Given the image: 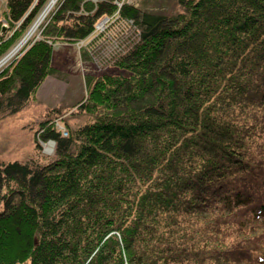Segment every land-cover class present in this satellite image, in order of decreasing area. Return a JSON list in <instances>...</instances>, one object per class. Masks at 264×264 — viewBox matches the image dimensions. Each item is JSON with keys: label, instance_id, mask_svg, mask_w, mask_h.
<instances>
[{"label": "trees", "instance_id": "trees-1", "mask_svg": "<svg viewBox=\"0 0 264 264\" xmlns=\"http://www.w3.org/2000/svg\"><path fill=\"white\" fill-rule=\"evenodd\" d=\"M115 1L59 0L1 74L0 108L26 105L58 74L53 43L84 41ZM176 1L123 4L138 42L122 74L87 78L88 120L63 134L45 117L52 158L0 164V264H264V0ZM48 2L6 0L0 57Z\"/></svg>", "mask_w": 264, "mask_h": 264}, {"label": "rangeland", "instance_id": "rangeland-1", "mask_svg": "<svg viewBox=\"0 0 264 264\" xmlns=\"http://www.w3.org/2000/svg\"><path fill=\"white\" fill-rule=\"evenodd\" d=\"M126 1L152 14L165 16L183 14L182 8L175 0ZM49 2L29 28L3 52L0 63L25 41L23 46L0 67V76L32 43L40 39V27L49 15L47 12L49 9L46 8ZM5 3V0H0V40L12 38L10 23L6 22ZM97 24L98 27L95 24V31L87 40L69 43L58 39L59 41L53 43L51 65L58 74L47 77L26 105L13 112L0 108V164L26 163L30 159L37 160L38 157L43 158V156L46 158L44 160L52 158L55 151L53 142L43 144L39 141V152L35 147L36 131L42 119L45 117L52 119L55 130L63 134L66 130L65 124L73 128L82 125L88 120V116L83 114L78 116L77 108L86 98L87 78L100 79L104 75L122 74L115 63L137 44V29L129 22L117 18ZM102 24L103 31L99 27ZM15 26L12 25V28ZM1 99L0 96V101ZM61 113L64 114L59 119ZM48 147L52 148L51 152L46 150ZM1 209L0 206V211Z\"/></svg>", "mask_w": 264, "mask_h": 264}, {"label": "bare ground", "instance_id": "bare-ground-1", "mask_svg": "<svg viewBox=\"0 0 264 264\" xmlns=\"http://www.w3.org/2000/svg\"><path fill=\"white\" fill-rule=\"evenodd\" d=\"M6 1V0H5ZM50 2H49V5L46 7L47 9H49L47 12L49 13L52 9H53V7L56 5V3L59 1V0H49ZM91 2H93L94 4H97V3H100V2H102V1H104V0H90ZM176 1V0H175ZM176 3H177V5L180 7V5L178 4V2L176 1ZM116 7H117V12L112 16V17H101L100 19H98V21L96 22V25H97V27H98V24L97 23H101V22H103V21H107V20H111V18H117V19H119V15H118V12H119V10H120V8L122 7V5L123 4H126V5H128V6H132V5H130V4H128L127 3V1L126 0H121V1H115L114 3H113ZM133 7H135V6H133ZM181 8V7H180ZM135 9H137L140 13H146V14H152V13H148V12H144V11H142V10H140V8H137V7H135ZM176 15H180V14H174V15H170V16H176ZM46 16V15H45ZM45 16H44V18H45ZM43 18V19H44ZM42 19V20H43ZM101 21V22H100ZM129 22V21H128ZM130 24H132L131 22H129ZM37 24V23H36ZM35 24V25H36ZM100 28H101V30L103 31L104 30V25L102 24V26H99ZM37 28V27H36ZM99 28V29H100ZM94 31H95V26H94ZM93 31V32H94ZM92 35V34H91ZM88 39V37L87 38H85V39H83V40H87ZM67 40H69V39H67ZM25 42V41H24ZM24 42L22 43V44H20V46L19 47H17L13 52H11L8 56H7V58H5L4 59V62L2 61L1 63H0V67L5 63V62H7V60L8 59H10L11 57H12V55L14 54V53H16L19 49H20V47H22L23 46V44H24ZM48 152H51V150H52V148L51 147H48L47 149H46Z\"/></svg>", "mask_w": 264, "mask_h": 264}]
</instances>
